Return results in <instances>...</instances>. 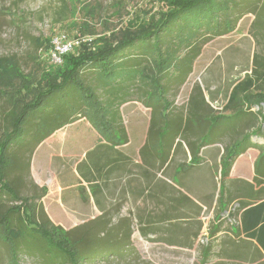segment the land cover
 <instances>
[{
	"label": "trees",
	"instance_id": "trees-1",
	"mask_svg": "<svg viewBox=\"0 0 264 264\" xmlns=\"http://www.w3.org/2000/svg\"><path fill=\"white\" fill-rule=\"evenodd\" d=\"M164 2L156 13L157 18L146 13L134 14L115 30L96 33L86 23H82L78 30L95 37L90 42H79L72 51L61 55L60 64H53L50 59L45 63L39 61V73L36 76L24 74L13 57H0V94L10 105L8 127L0 138V193L6 191L11 200L16 202L0 212V242L7 248L9 264H21L19 253L24 236L39 238L41 245H34V249L46 256L47 264H81L85 259L101 258L107 252L121 255L123 248L131 244L132 222L128 217L113 220L102 213L71 229H64L49 219L39 201L46 190L41 188L36 192L28 182L33 151L45 138L76 118L87 117L92 125L97 121L109 124L103 99L111 93H121V89L125 97L132 86L137 85L138 73L159 91V98L148 105L152 122L155 116L163 124L181 125L190 121L191 111H195L188 109L193 102V94H201V100L205 102L199 84L192 89L188 107L179 109L172 116V113L162 108L161 102L185 81L201 46L210 37L233 30L241 16L248 12L256 13L258 19L261 18V24H264V0ZM82 9L89 15L92 13L89 5L84 4ZM257 36L264 40L263 27L257 31ZM42 42L40 40L37 45L40 49ZM155 53H158V57ZM163 53L164 56L161 55ZM150 61L154 74L150 73ZM173 69L175 73H172ZM251 89L254 94H248ZM241 95L248 100L264 99L263 55L254 53L251 72L231 89L224 110L239 109L237 99ZM197 101L201 104L200 100ZM206 106L212 111L208 104ZM244 150V147L237 148L231 154H225L228 161L224 174L230 168V161ZM23 170L26 171L23 178L32 189L28 195H21L18 191L23 183ZM10 175L12 178H9ZM193 223L196 221H167L166 224H171L173 229L141 230L143 235L163 234L164 238L160 240L167 244L190 249L194 236L188 238L186 229L191 228ZM196 224L198 233L193 234L199 236L200 222ZM182 228L185 229L184 237ZM250 237L260 246L256 249L259 259L243 262L264 264V259L260 260L264 252V223L255 232L251 231ZM205 238L209 239L207 235ZM202 248L198 264L218 255L213 254L216 247L212 243ZM31 260H34V264L42 262L35 256Z\"/></svg>",
	"mask_w": 264,
	"mask_h": 264
},
{
	"label": "crops",
	"instance_id": "crops-1",
	"mask_svg": "<svg viewBox=\"0 0 264 264\" xmlns=\"http://www.w3.org/2000/svg\"><path fill=\"white\" fill-rule=\"evenodd\" d=\"M139 74L137 85L125 97L121 89L103 99L110 123L102 127V134L80 117L35 148L28 182L36 192L46 189L39 200L44 211L52 222L49 213L56 212L53 223L63 228L79 226L102 213L113 220L128 217L132 227L140 229L195 220L200 222V235L206 234L215 245V259L258 260L260 246L250 233L264 223L262 118L244 109L213 114L206 106L204 85L199 84L205 102L201 94H193L190 105L187 99L185 107L195 109L190 121L163 124L155 116L152 122L148 105L154 100L147 101L148 85ZM139 100L144 110H150L149 117L140 124L125 122L129 104L139 107ZM170 107L171 116L179 110ZM242 147L245 150L230 161L224 174L225 154ZM68 212L93 214L64 224L62 213ZM262 256L260 260L264 252Z\"/></svg>",
	"mask_w": 264,
	"mask_h": 264
},
{
	"label": "rangeland",
	"instance_id": "rangeland-1",
	"mask_svg": "<svg viewBox=\"0 0 264 264\" xmlns=\"http://www.w3.org/2000/svg\"><path fill=\"white\" fill-rule=\"evenodd\" d=\"M84 4L91 7L92 13L90 15L87 14L85 9H82ZM164 4V0H0V57H13L24 74L36 76L39 73L38 64L45 63L48 59L53 64H60L61 59L60 61H56L55 58H53L54 61L51 60L55 47L54 39L61 37L62 43L66 40L67 42L70 40L90 42L95 37L93 34H82L78 30L79 25L82 23H86L96 33L109 29L115 30L124 25L127 19L132 18L134 14L146 13L147 16L155 15V18H157L156 13ZM260 19H258L256 13L248 12L241 16L230 32L210 37L208 42L201 46L199 54L192 63L190 74L178 88L176 87L170 94L165 96L163 102H161L162 107L167 110L171 108V105L176 109L185 108L193 87L200 84L204 85V94L213 114L225 115L229 113L224 109L231 89L242 82L246 75L251 72L254 53L264 56V40L258 38V36L255 37L257 31H260L261 27L264 28V24H261ZM73 25L75 26L73 27ZM40 40H43L41 49L37 46ZM77 45L74 44L66 53L72 51ZM49 47V51L46 52ZM157 55L158 53L155 56L158 57ZM161 55L164 56V53ZM150 63V73L154 74L152 61ZM171 71L172 73L176 72L174 69ZM146 83L148 85V98L146 96V99L157 100L159 98L158 88L149 81ZM248 94H254V90L251 89ZM237 101L239 109L248 110L251 114L255 113L256 118L263 117L264 99L248 100L241 95ZM139 102L141 103L139 107H137V103L129 104L128 107L131 112L130 115L124 114L125 122L140 124L146 121L147 116L149 117L150 110H144L142 107L146 106L140 100ZM9 108L10 105L4 96L0 94V138L8 127ZM84 118L86 122L96 128L97 132L103 133L104 128L102 127L106 125L103 124L105 122L97 121L95 125H92L87 117ZM76 121L74 120L73 123ZM85 121L82 120L81 122ZM263 123L264 119H261V121L259 119V124ZM55 162L59 165L60 160L56 159ZM71 162L69 161V163ZM43 164L46 166L47 161H44ZM38 165L40 166L41 163L39 162ZM25 172L24 170L21 172L23 187L20 186L18 190L21 195L32 193V189L23 178V176H26ZM9 178H12V176L10 175ZM13 204H16V202L11 200L7 192L1 191L0 212ZM46 214L48 216V213ZM49 214L54 216L53 222H56V212L52 211ZM62 214L64 220H60L67 224L86 220L93 213L68 212ZM172 224L175 225L176 223ZM170 228L173 229V227ZM64 229L71 228L64 227ZM131 229V244L123 248L121 255L116 252H107L101 258L85 259L81 264H198L201 259L202 247L211 243V240L205 238L206 234L199 236L193 234L198 233L196 223H193L191 228L186 229L189 233L188 238L194 236V243L190 249L161 241L160 239L164 238L163 234L143 235V231L136 225ZM144 231L148 230L145 229ZM182 235L183 237L186 236L183 228ZM22 244L23 247L19 253L21 264H34V260H31L34 256L42 260L39 264H47L46 256L37 253L34 249V245H41L39 238L31 239L24 236ZM213 254L215 253L213 252ZM0 264H9L7 248L1 242ZM203 264L255 263L219 260L213 257Z\"/></svg>",
	"mask_w": 264,
	"mask_h": 264
},
{
	"label": "built area",
	"instance_id": "built-area-1",
	"mask_svg": "<svg viewBox=\"0 0 264 264\" xmlns=\"http://www.w3.org/2000/svg\"><path fill=\"white\" fill-rule=\"evenodd\" d=\"M78 40H70L67 42V40L62 43V39L60 38H56L54 39V52L52 53V59L54 61L53 58L57 59L56 61H60V56L66 52H68L73 46L74 44H78ZM203 240V239H202Z\"/></svg>",
	"mask_w": 264,
	"mask_h": 264
}]
</instances>
